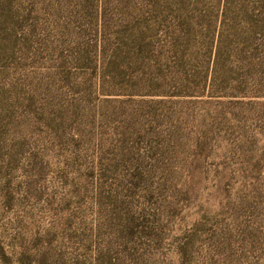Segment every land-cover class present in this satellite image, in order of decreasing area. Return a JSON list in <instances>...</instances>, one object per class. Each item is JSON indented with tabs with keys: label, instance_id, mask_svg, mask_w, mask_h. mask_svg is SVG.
I'll return each instance as SVG.
<instances>
[{
	"label": "rangeland",
	"instance_id": "obj_1",
	"mask_svg": "<svg viewBox=\"0 0 264 264\" xmlns=\"http://www.w3.org/2000/svg\"><path fill=\"white\" fill-rule=\"evenodd\" d=\"M0 264H264V0H0Z\"/></svg>",
	"mask_w": 264,
	"mask_h": 264
},
{
	"label": "trees",
	"instance_id": "obj_2",
	"mask_svg": "<svg viewBox=\"0 0 264 264\" xmlns=\"http://www.w3.org/2000/svg\"><path fill=\"white\" fill-rule=\"evenodd\" d=\"M224 1H225V0H224ZM229 1H231V0H226V3H229ZM200 94H201V95L205 94V90H203Z\"/></svg>",
	"mask_w": 264,
	"mask_h": 264
}]
</instances>
